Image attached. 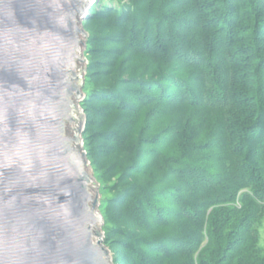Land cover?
I'll return each mask as SVG.
<instances>
[{
    "label": "trees",
    "instance_id": "16d2710c",
    "mask_svg": "<svg viewBox=\"0 0 264 264\" xmlns=\"http://www.w3.org/2000/svg\"><path fill=\"white\" fill-rule=\"evenodd\" d=\"M130 1L88 20L113 264H264V0Z\"/></svg>",
    "mask_w": 264,
    "mask_h": 264
},
{
    "label": "water",
    "instance_id": "95a60500",
    "mask_svg": "<svg viewBox=\"0 0 264 264\" xmlns=\"http://www.w3.org/2000/svg\"><path fill=\"white\" fill-rule=\"evenodd\" d=\"M95 1L0 0V264H112L74 113Z\"/></svg>",
    "mask_w": 264,
    "mask_h": 264
},
{
    "label": "rangeland",
    "instance_id": "374dc122",
    "mask_svg": "<svg viewBox=\"0 0 264 264\" xmlns=\"http://www.w3.org/2000/svg\"><path fill=\"white\" fill-rule=\"evenodd\" d=\"M105 7L116 11L122 10L123 7H127V10H129L130 7H133V3L130 0H96L95 3L89 8L88 14L79 23L78 27L82 31L83 36H79L81 41V62L78 63V69L81 73V78L83 79V86L80 90V100L74 102V113L78 116L79 119V150L84 154L86 158L85 170L89 174L91 180L89 185V192L92 195L94 203V212L99 219L97 223V228L95 229L96 235L94 236L93 240L94 242H97L98 239L100 240V244L108 251V254L111 258V262L113 264V252L110 248V244H108L109 241L107 240L106 236L107 224L104 206L107 202L110 201L111 197L114 195L113 184L117 181L118 175H114L112 172L101 173L96 168H94V166L91 164L90 159H88V148L85 145L86 138L83 137L86 131V124L88 119L87 114L84 111V103L86 101L85 99L89 98L87 90L90 89V85L86 84V78L88 76V73L91 72V59L88 56V47H90V45L93 43V37L101 33V30H99V28L94 29V26H92L91 23H88V20L91 18L92 10H95L97 12L104 11ZM150 122L147 120L142 124H146L149 126L154 125L152 124L153 120H151ZM66 135L68 137H72L73 131L71 129H66Z\"/></svg>",
    "mask_w": 264,
    "mask_h": 264
},
{
    "label": "bare ground",
    "instance_id": "6f19581e",
    "mask_svg": "<svg viewBox=\"0 0 264 264\" xmlns=\"http://www.w3.org/2000/svg\"><path fill=\"white\" fill-rule=\"evenodd\" d=\"M78 29H80V28L78 27ZM66 129L69 130V127H66ZM96 228H97V226H96Z\"/></svg>",
    "mask_w": 264,
    "mask_h": 264
}]
</instances>
